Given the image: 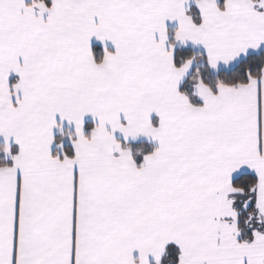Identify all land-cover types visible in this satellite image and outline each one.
<instances>
[{
    "label": "snow or ice",
    "instance_id": "6c2138e0",
    "mask_svg": "<svg viewBox=\"0 0 264 264\" xmlns=\"http://www.w3.org/2000/svg\"><path fill=\"white\" fill-rule=\"evenodd\" d=\"M0 264H264V0H0Z\"/></svg>",
    "mask_w": 264,
    "mask_h": 264
}]
</instances>
